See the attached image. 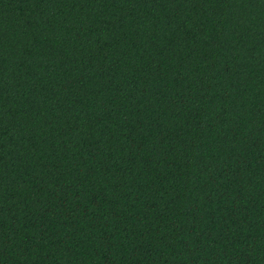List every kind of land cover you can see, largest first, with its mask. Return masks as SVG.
Here are the masks:
<instances>
[{
  "label": "trees",
  "instance_id": "trees-1",
  "mask_svg": "<svg viewBox=\"0 0 264 264\" xmlns=\"http://www.w3.org/2000/svg\"><path fill=\"white\" fill-rule=\"evenodd\" d=\"M0 264H264V0H0Z\"/></svg>",
  "mask_w": 264,
  "mask_h": 264
}]
</instances>
